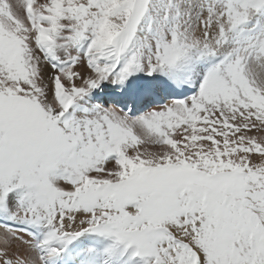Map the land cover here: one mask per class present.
I'll return each instance as SVG.
<instances>
[{
    "label": "snow or ice",
    "instance_id": "6c2138e0",
    "mask_svg": "<svg viewBox=\"0 0 264 264\" xmlns=\"http://www.w3.org/2000/svg\"><path fill=\"white\" fill-rule=\"evenodd\" d=\"M0 264H264V0H0Z\"/></svg>",
    "mask_w": 264,
    "mask_h": 264
}]
</instances>
